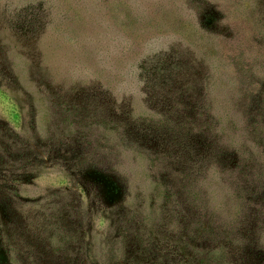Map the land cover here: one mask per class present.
<instances>
[{"label": "rangeland", "instance_id": "1", "mask_svg": "<svg viewBox=\"0 0 264 264\" xmlns=\"http://www.w3.org/2000/svg\"><path fill=\"white\" fill-rule=\"evenodd\" d=\"M0 264H264V0H0Z\"/></svg>", "mask_w": 264, "mask_h": 264}]
</instances>
